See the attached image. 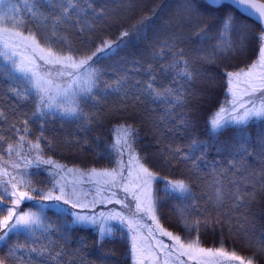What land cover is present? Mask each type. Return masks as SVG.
<instances>
[{
  "label": "snow or ice",
  "instance_id": "obj_1",
  "mask_svg": "<svg viewBox=\"0 0 264 264\" xmlns=\"http://www.w3.org/2000/svg\"><path fill=\"white\" fill-rule=\"evenodd\" d=\"M204 2L207 14L197 0H186L161 32L155 27L161 6L149 8L143 0H0V89L16 101L0 108V264H84L81 249L70 247V233L89 226L101 247L117 233L127 240L131 264H264V167L245 170L239 179V169L231 177V169L216 167L197 175V161L229 129L235 133L230 147L241 159L258 155L264 161V0ZM225 7L223 17L211 14ZM236 12L255 20L238 21ZM117 25L122 30L115 41L99 35ZM150 27L156 38L147 58L103 79L101 54H114L133 35L147 39ZM204 65L223 69L217 72L223 100H215L207 121L208 140L193 136L178 143L177 130L196 125L193 84L215 86V78L205 79ZM111 96L118 103L109 105ZM146 104L164 111L157 118ZM138 117L150 121L154 151L137 147ZM57 119L61 127L74 123L78 132L50 128ZM103 121L116 124L100 151L80 133ZM252 124L261 129L249 151L245 130ZM57 152L98 159H73L69 167L54 158ZM181 165L187 177L160 175ZM166 199L177 201L173 224L163 222ZM226 225L237 229L250 255L227 249L223 238L219 246H203V232L219 226L222 233Z\"/></svg>",
  "mask_w": 264,
  "mask_h": 264
},
{
  "label": "trees",
  "instance_id": "obj_2",
  "mask_svg": "<svg viewBox=\"0 0 264 264\" xmlns=\"http://www.w3.org/2000/svg\"><path fill=\"white\" fill-rule=\"evenodd\" d=\"M15 2L20 3V0H15ZM28 2L31 3V0H28ZM143 2L146 3L149 8L156 7L157 5L161 6L159 11V19L155 21V27L159 28L161 32H163L165 28V22L172 19L173 17H178V15L181 13V9L186 3V0H143ZM197 7H199L200 10L206 14L210 11L207 8L204 0H197ZM228 10L229 9L227 7L221 8L219 10H211V14L219 18L223 17ZM26 14V11L22 13V15ZM234 15L238 21L245 20L248 23H252L241 16L238 12L234 13ZM138 16L139 13L135 18H138ZM132 22L133 21H128L124 24V27H127L128 24ZM120 30L122 29L119 25H117L114 26L111 31L100 33L99 35L115 41L119 36ZM155 38L156 33L154 32L153 28L150 27L147 29V39H140L134 44L127 41L124 46L120 47L114 54L109 56H104L101 54V58L97 61V67L104 69V71L107 73L103 79H108L110 76H114L117 69L123 70L126 67H130L131 62L135 59L147 58L149 50L148 46L155 40ZM192 39L195 40L196 37L193 36ZM211 43H214V41H211ZM203 67L207 70L205 79L215 78L216 83L211 89H209V86L202 80H198L193 84L192 88L194 91H196V96L191 98V103L196 107V125L194 129L188 132L177 130L173 138L178 143L187 144L193 136L199 140H208L209 138L206 132L207 121L211 118L213 112L218 107V104L215 103V100H223V95L220 93L219 76L217 75V72H221L223 69L218 68L216 65H204ZM113 103H118L117 96H111L108 98V104L111 105ZM15 104V98L11 94L6 95L4 89H0V108L7 109L9 107L15 106ZM27 107H30V105ZM142 107L145 109L154 108L156 110L157 118L159 114L164 111L163 105L146 104ZM176 111L179 113L181 110L177 109ZM141 115H143V112H141ZM61 123L62 122L57 119L50 123L49 126L60 134H75L78 132V129L74 123L65 122L63 127H61ZM137 123L140 128L139 141L137 144L138 149L154 151L157 145L152 135L150 121L146 120L144 123H140L138 117ZM115 124L116 121L111 123L108 121H103L98 125H92L90 130H88L86 133H80V135L86 136L90 143H92L94 146L98 145V150L102 151L105 144L110 142L113 136V128L115 127ZM260 129L261 126L259 124H252L245 130L249 140L251 141L249 151H252L253 147H256ZM171 135L172 134H169V136ZM234 136V131L229 129L221 137H219V144H215L210 147L206 156L203 159L197 161L199 166V172L197 175L209 173L213 167H216L218 169H231L229 172V176L231 177L232 174L237 173V169H239V172L236 175V179H239L241 175H245L247 172H251L253 170L259 172L261 168L264 167V161H262L258 155H253L251 157L245 156L243 159H241L240 155H237L232 150L230 146L234 143ZM97 137H99V140H97ZM225 143L228 145V147L225 146ZM218 147L222 149L219 152L217 151ZM196 155L199 156L200 153H196ZM54 158L59 160L60 163H68L69 167L72 166L71 161L73 159H75L77 162H79L81 159L88 162L98 159L94 153H84L78 157H73L72 154L66 152H57ZM229 161H232V164H230ZM102 163L103 161H98V166ZM233 164H235V167H233ZM187 167L191 168L192 165L189 164ZM245 170H247V172ZM43 174L46 173H41L42 178L40 176L39 179L44 178ZM181 174H183L185 177L189 175L184 165H181L174 170L164 169L160 171L161 176H167L169 178H180ZM157 187L161 189L159 195L163 196V183L157 185ZM193 192L197 196H200L201 190L198 183L193 184ZM176 204L177 201L169 199H166L162 202V215L164 223L173 224L175 222L174 213ZM28 206H30L29 203H25L23 205L25 208ZM259 206L260 202L257 200L256 204L253 206L257 213ZM47 215L53 222H57V216L53 210H49ZM259 227H261V224L259 221H257V228ZM222 238L226 240L225 247L227 249L235 250L237 254L241 256L250 255V249L240 243L237 229L233 227V230L230 232L227 225L224 227L222 233L219 226H217L215 232H213L211 229L203 232L202 244L205 247H216L219 246V242ZM234 240H236L235 244H233ZM96 241L97 231L91 226L75 227L70 233V247L72 249H81L80 254L83 257L84 264H102V261L103 264H126V262L127 264H131L130 255L128 254L129 243L127 240L122 239L119 233H117L114 237L107 238L103 243V247L97 244Z\"/></svg>",
  "mask_w": 264,
  "mask_h": 264
},
{
  "label": "rangeland",
  "instance_id": "obj_3",
  "mask_svg": "<svg viewBox=\"0 0 264 264\" xmlns=\"http://www.w3.org/2000/svg\"><path fill=\"white\" fill-rule=\"evenodd\" d=\"M22 2V3H21ZM20 3L21 4H23L24 3V0H20ZM139 40H137V38H136V36L135 35H133L132 37H131V39H129L128 40V42L129 43H132V44H134V43H136V42H138ZM41 176V175H40ZM43 176H46V174H43ZM41 178H42V176H41Z\"/></svg>",
  "mask_w": 264,
  "mask_h": 264
},
{
  "label": "water",
  "instance_id": "obj_4",
  "mask_svg": "<svg viewBox=\"0 0 264 264\" xmlns=\"http://www.w3.org/2000/svg\"><path fill=\"white\" fill-rule=\"evenodd\" d=\"M244 17V16H243ZM246 19H248V20H250V21H254L255 20V17H251V18H249V17H245Z\"/></svg>",
  "mask_w": 264,
  "mask_h": 264
}]
</instances>
